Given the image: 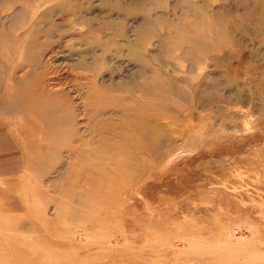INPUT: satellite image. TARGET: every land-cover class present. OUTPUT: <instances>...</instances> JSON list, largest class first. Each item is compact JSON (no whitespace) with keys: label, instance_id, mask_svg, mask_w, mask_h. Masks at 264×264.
<instances>
[{"label":"rangeland","instance_id":"obj_1","mask_svg":"<svg viewBox=\"0 0 264 264\" xmlns=\"http://www.w3.org/2000/svg\"><path fill=\"white\" fill-rule=\"evenodd\" d=\"M0 264H264V0H0Z\"/></svg>","mask_w":264,"mask_h":264},{"label":"bare ground","instance_id":"obj_2","mask_svg":"<svg viewBox=\"0 0 264 264\" xmlns=\"http://www.w3.org/2000/svg\"><path fill=\"white\" fill-rule=\"evenodd\" d=\"M30 0H28V2H29ZM19 7V6H18ZM18 7H17V9H18ZM22 6H20L19 8L20 9H22L21 8ZM16 10V12L17 13H20V11L21 10ZM15 13V12H14ZM12 14H13V12H12ZM22 14H23V12H22ZM6 16V15H5ZM22 17V16H21ZM2 20V19H1ZM34 23H35V21H34ZM36 26V25H35ZM34 27V26H33ZM7 28V27H6ZM201 34V33H200ZM32 36V35H31ZM33 38V37H32ZM2 41V40H1ZM200 45H202L201 43H200ZM254 48V47H253ZM199 49V48H198ZM205 52V51H204ZM195 55V54H194ZM168 85V84H167ZM166 85V86H167ZM168 87H169V85H168ZM161 89V88H160ZM173 89V88H172ZM174 90V89H173ZM178 91V90H177ZM178 93V92H177ZM210 94V93H209ZM217 96V95H216ZM185 97V96H184ZM184 97H183V99H184ZM183 99H181V100H183ZM186 99H188V98H186ZM214 99H217V98H215L214 97V95H208V97H207V101L208 102H210L211 100H214ZM221 99V97H219V99H217V100H220ZM57 106V105H56ZM67 106V105H66ZM147 127V126H146ZM139 128V127H138ZM144 129H146V128H144ZM143 129V131L142 132H139V133H137V134H135V137H136V139H139L140 140V143H141V139H147V140H149V139H153L154 140V138L153 137H155L156 135H158V133H157V130L156 129H154V128H147L146 129V131ZM161 135V134H160ZM161 137V136H160ZM159 137V138H160ZM145 140H143L144 142H145V144H146V142L147 141H145ZM138 142V141H137ZM136 143V142H135ZM140 143H138V144H140ZM137 144V143H136ZM142 144V143H141ZM141 144H140V146H141ZM144 143L142 144V145H145ZM159 144H161V142L159 141V139L156 141V149H157V146L159 145ZM154 145V144H153ZM152 144H150V145H148V146H142V147H139L140 148V150H143L144 152H146V153H148V154H150V153H152L153 151H154V146H153ZM123 146V145H122ZM139 146V145H138ZM137 147V146H136ZM162 148V147H161ZM145 153V154H146ZM147 155V154H146ZM88 158V157H87Z\"/></svg>","mask_w":264,"mask_h":264},{"label":"crops","instance_id":"obj_3","mask_svg":"<svg viewBox=\"0 0 264 264\" xmlns=\"http://www.w3.org/2000/svg\"><path fill=\"white\" fill-rule=\"evenodd\" d=\"M8 133H10V132H8ZM10 135H11V133H10ZM7 137V136H6ZM8 138V137H7ZM9 139V138H8ZM10 140V139H9ZM11 141V140H10ZM12 143V142H11ZM13 144V143H12Z\"/></svg>","mask_w":264,"mask_h":264}]
</instances>
